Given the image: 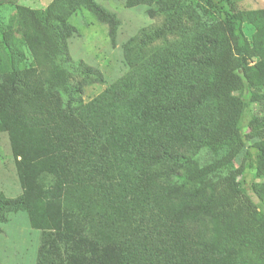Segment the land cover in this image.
I'll return each mask as SVG.
<instances>
[{
  "label": "trees",
  "instance_id": "1",
  "mask_svg": "<svg viewBox=\"0 0 264 264\" xmlns=\"http://www.w3.org/2000/svg\"><path fill=\"white\" fill-rule=\"evenodd\" d=\"M66 1L106 24L115 43L121 26L115 13L94 0ZM154 1L160 6L148 12L151 17L175 13L163 0H127L126 6ZM201 1L220 21L209 53L179 59L182 67H192L190 80L173 84L178 74L169 62L166 70H154L153 83L142 81L143 90L123 80L87 105L84 86L98 73L72 61L66 39L74 28L58 14V0L44 12L20 9L16 32L34 66L18 71L15 59L24 55L6 34L12 69L0 78V132L10 133L25 190L15 199L0 195V217L29 212L42 232L38 264H168L159 254L168 244L183 254L184 238L197 264H264V218L241 182L245 164L234 167L244 149L245 102L236 93L245 81L264 87V10L233 13L224 6L230 0ZM171 21L131 40L127 55L174 29L184 31L179 18ZM245 24L254 27L251 41ZM83 75L84 82L75 80ZM207 105L210 122H192L190 132L174 121ZM250 127L259 151L257 171L264 176V126L254 118ZM182 129L186 135L176 140ZM174 143L189 145L183 152ZM145 164H166L169 174L145 179ZM257 193L264 202V191ZM178 230L184 232L179 246L173 241Z\"/></svg>",
  "mask_w": 264,
  "mask_h": 264
},
{
  "label": "rangeland",
  "instance_id": "2",
  "mask_svg": "<svg viewBox=\"0 0 264 264\" xmlns=\"http://www.w3.org/2000/svg\"><path fill=\"white\" fill-rule=\"evenodd\" d=\"M55 0H0V78L7 76L12 67V62L8 58L9 50L5 47V35L10 34L14 40L13 46L24 58H16L14 66L18 71L25 72L34 66V59L29 47L21 42V36L16 32L18 27V14L20 9H31L36 11H46ZM104 9L116 14L121 22L115 43L109 37V28L100 22L98 18L83 6L71 8L66 0H58V14L74 28L72 34L66 39L69 55L74 63H82L96 70L98 74L91 76L87 85L84 86L82 100L90 104L97 100L106 91L123 80L132 79L143 90L142 81L148 79L152 82L154 70L158 68L166 70L168 63L176 68L178 79L173 84H179L181 78L190 80L193 73L192 67H182L179 59L190 56L200 57L211 50L209 41L213 35L214 26L220 21L217 12L210 11L201 0H163L173 12H158L155 17L149 15L150 10L159 8V4L154 1L127 8V0H94ZM162 2V1H161ZM164 6V5H163ZM225 8L233 13L243 11L264 10V0H230L224 4ZM179 18L183 27V32L174 29L164 38L156 39L143 48L133 50L132 56L126 53V46L131 40H136L145 33H152L162 28L173 17ZM172 22V21H171ZM14 29V30H12ZM244 31L251 41L254 34V27L245 24ZM136 61L131 64L130 60ZM14 60V61H15ZM256 58L251 60L256 62ZM195 76L198 71L195 70ZM203 72V70H200ZM77 82L87 80L85 75L78 76ZM129 82V81H128ZM153 83V82H152ZM245 102V112L240 124L241 135L244 142L242 153L236 158L234 167L238 168L245 164V173L240 178L246 195L255 203L259 214L264 218V202L258 196L257 188L264 191V176H260L257 171L259 151L255 148V140L250 124L254 118H259L264 126V87H250L245 81L243 91L236 93ZM4 101H0V106ZM121 112H112V120H116ZM212 109L209 105L204 106L196 113L188 114L187 118L174 117L176 123L188 127L202 125L203 122H210ZM192 128L189 127L188 132ZM200 130V129H198ZM182 129L176 134V140L181 141L186 135ZM187 132V133H188ZM196 132V131H195ZM185 152L188 145L184 143H174ZM166 164H145L142 168L145 179L147 177H159L166 179ZM228 170L222 172L226 175ZM24 186L20 181L17 169V159L12 149L10 133L0 132V195L6 199H15L23 195ZM131 212L126 211V215ZM139 220V219H138ZM139 224L136 222L134 226ZM142 226H148L147 221L141 222ZM163 228V226H161ZM165 232V231H164ZM163 232V233H164ZM174 236L178 246L185 242L184 253L179 247L173 248L168 244L164 246L159 254L160 261L168 264H197L196 255L190 248V239L183 237V230ZM132 231L128 234L131 235ZM129 236V235H128ZM41 230L34 227L28 211L7 212L3 218L0 217V264H38L41 251ZM192 240V239H191ZM172 243V241H171ZM112 247V246H111ZM113 248V247H112ZM68 257V254H64ZM165 264V263H161Z\"/></svg>",
  "mask_w": 264,
  "mask_h": 264
}]
</instances>
